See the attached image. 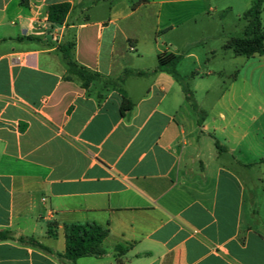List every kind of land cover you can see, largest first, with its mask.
I'll list each match as a JSON object with an SVG mask.
<instances>
[{"label": "crops", "instance_id": "0c3cea01", "mask_svg": "<svg viewBox=\"0 0 264 264\" xmlns=\"http://www.w3.org/2000/svg\"><path fill=\"white\" fill-rule=\"evenodd\" d=\"M185 1L0 0V232L13 235L0 264H71L57 256L65 226L89 223L108 231L105 254L75 264H264V102L249 88L239 97L236 77L223 88L224 70L192 45L159 43L174 24L143 40L125 25L152 6L159 23L162 6ZM69 43L78 66L120 87L66 80L58 46ZM163 53L180 57L187 95L158 69Z\"/></svg>", "mask_w": 264, "mask_h": 264}, {"label": "rangeland", "instance_id": "374dc122", "mask_svg": "<svg viewBox=\"0 0 264 264\" xmlns=\"http://www.w3.org/2000/svg\"><path fill=\"white\" fill-rule=\"evenodd\" d=\"M117 1L130 8L139 2V0ZM250 2L251 0H189L168 4L160 9L159 23L155 15L157 8L152 6L139 10L132 18L125 21V25L129 31L138 34L143 40L147 36L152 37L157 24L160 28L169 23L174 24L172 30L161 29L156 32L155 38L159 43L162 41L170 43L171 50L179 53L184 50V45H192L191 52L203 65L208 59L207 67H220L224 70L225 76L215 79L217 83L222 82L223 88L236 77L239 97L241 92L245 91L244 88H249L252 89L256 102H264V56L255 58L236 56L231 49L225 47L230 38L243 36L246 21L242 15L249 9ZM260 18L264 29V4ZM198 42L202 43L194 45ZM141 45L142 53L149 52L144 44ZM213 54H215L214 59H212ZM191 66L192 60H187L182 68L188 70ZM99 87L100 90L107 87L116 89L120 84L109 80V84L99 83Z\"/></svg>", "mask_w": 264, "mask_h": 264}, {"label": "trees", "instance_id": "16d2710c", "mask_svg": "<svg viewBox=\"0 0 264 264\" xmlns=\"http://www.w3.org/2000/svg\"><path fill=\"white\" fill-rule=\"evenodd\" d=\"M264 0H253L249 9L243 13V18L246 21V27L242 37L230 38L225 47L231 49L234 55L242 56L245 58H251L254 56L264 55V29L261 25V12L263 10ZM70 9L69 4H57L50 7L48 13V20L51 23L62 24L66 18ZM74 43L67 45L58 46V50L62 55V59L66 66V80H72L75 78L80 83V86L87 89L88 86L93 82L103 83L104 85L109 84V80L103 79L99 74L91 72L83 67L78 66L72 59V50ZM180 61L179 56L173 54L163 53L158 55L157 63L159 70H166L175 79L184 86L185 95L188 94L186 88L185 79L181 77L176 67ZM142 73H139L141 75ZM122 96V104L120 107V113L125 116L132 108V104L127 99L126 95L122 90H119ZM101 99V96H99ZM186 100L192 102L186 97ZM215 147L218 151H222L223 148L219 143L215 142ZM260 164H264V159L260 161ZM66 247L62 254H57L58 257L75 264L76 260L84 257H95L100 258L105 254V250L101 244L104 238L107 236L108 231L103 229L95 223L89 224H72L66 225ZM12 240L13 235L10 232H0V241ZM18 240L28 246L38 248L44 252L51 253V251L37 242L34 238L19 237ZM121 247L116 248V259L121 254Z\"/></svg>", "mask_w": 264, "mask_h": 264}]
</instances>
